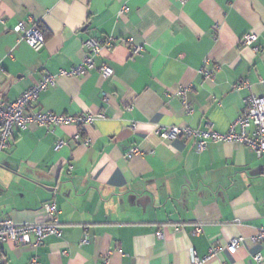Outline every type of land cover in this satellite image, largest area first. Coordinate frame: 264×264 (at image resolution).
Here are the masks:
<instances>
[{"label": "crops", "instance_id": "1", "mask_svg": "<svg viewBox=\"0 0 264 264\" xmlns=\"http://www.w3.org/2000/svg\"><path fill=\"white\" fill-rule=\"evenodd\" d=\"M21 21L43 33L39 51L14 31ZM250 33L256 40L242 46ZM108 38L113 49L93 57L94 69L58 75L32 107L88 112L93 124L30 125L0 151V218L44 222L42 206L54 201L62 231L37 248L7 241L3 264H259L257 252L264 264V242L251 241L264 227V157L237 142L198 151L193 138L156 133H226L247 97L264 96V0H0V101L18 99L46 70L78 65L85 41ZM131 149L140 153L127 158ZM235 237L243 242L229 254Z\"/></svg>", "mask_w": 264, "mask_h": 264}, {"label": "built area", "instance_id": "2", "mask_svg": "<svg viewBox=\"0 0 264 264\" xmlns=\"http://www.w3.org/2000/svg\"><path fill=\"white\" fill-rule=\"evenodd\" d=\"M185 1V0H184ZM123 12L128 11L126 7L122 9ZM16 33H19L26 44L34 51H39L45 43L44 35L38 28L36 23L26 25L21 21L14 28ZM256 40L255 34H246L241 40L242 46H250ZM85 49L88 54L83 56L82 61L69 70H59L56 74L49 71L42 73L40 80L35 85L24 91L18 99L5 103L0 101V151L5 150L8 144L13 140L14 130H25L28 126L34 125L41 128H50L55 126L74 125L83 127L91 125L95 121L96 116L91 113H82L75 116L55 114L50 111H35L32 107L36 103L41 92L48 87L53 86L57 76L74 77L85 75L89 70L94 69L93 57L101 54L102 51L110 52L113 49L112 39H89L84 42ZM133 54H138L140 48L134 46L131 49ZM2 67L0 65V73ZM99 72L104 77H109L113 74V70L103 65L99 68ZM205 77L207 73L204 72ZM186 90H179L177 94L181 96L182 103L185 110L191 113V109L185 99ZM100 115L98 117H102ZM237 128V129H236ZM156 133L162 140H171L182 138L187 140L193 138L196 140V149L203 151L206 145L210 142L217 141H231L237 142L250 148L256 157H264V96L256 97L249 96L243 102L241 112L236 117L230 129L226 133H218L213 130L199 131L188 127L172 126H158ZM75 142L79 141V134L73 136ZM66 141L60 139L56 143L59 148ZM83 145H89L90 139L86 138ZM138 149H131L126 153L127 158H131L139 154ZM43 212L46 216L44 222L37 223H16L9 217L0 218V251L1 246L7 241L14 240L19 245H29L32 248L39 247L43 240L48 236H61V225L58 220L59 210L54 201L45 202L42 206ZM201 229L197 228L196 233H200ZM157 238H162V232H156ZM87 235L81 241V244L87 243ZM254 244H261L264 242V227L260 228L257 233L251 238ZM243 242L242 237H235L229 240L226 245V251L229 254H234ZM217 252V247L213 246L209 250V255H214ZM253 260L256 263H262V255L257 252L253 255ZM203 259H195L193 264H201ZM36 259H31L30 264H35ZM0 264H3L0 256ZM103 264H108V259H104Z\"/></svg>", "mask_w": 264, "mask_h": 264}]
</instances>
